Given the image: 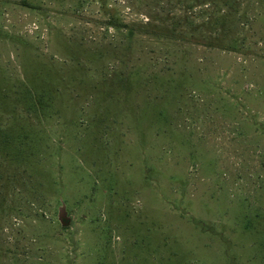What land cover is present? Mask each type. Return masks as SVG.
<instances>
[{"label": "rangeland", "instance_id": "374dc122", "mask_svg": "<svg viewBox=\"0 0 264 264\" xmlns=\"http://www.w3.org/2000/svg\"><path fill=\"white\" fill-rule=\"evenodd\" d=\"M0 264H264V0H0Z\"/></svg>", "mask_w": 264, "mask_h": 264}, {"label": "water", "instance_id": "95a60500", "mask_svg": "<svg viewBox=\"0 0 264 264\" xmlns=\"http://www.w3.org/2000/svg\"><path fill=\"white\" fill-rule=\"evenodd\" d=\"M65 218V213L62 211L61 214H60V219H61V222H63V219ZM65 223L63 222V225Z\"/></svg>", "mask_w": 264, "mask_h": 264}, {"label": "trees", "instance_id": "16d2710c", "mask_svg": "<svg viewBox=\"0 0 264 264\" xmlns=\"http://www.w3.org/2000/svg\"><path fill=\"white\" fill-rule=\"evenodd\" d=\"M33 8V7H31ZM111 26L114 28V29H119V27L115 24V23H111Z\"/></svg>", "mask_w": 264, "mask_h": 264}]
</instances>
